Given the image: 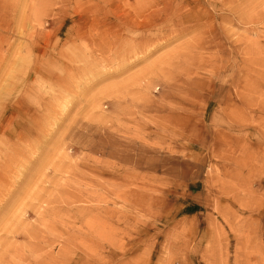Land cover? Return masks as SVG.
Instances as JSON below:
<instances>
[{
    "label": "rangeland",
    "instance_id": "374dc122",
    "mask_svg": "<svg viewBox=\"0 0 264 264\" xmlns=\"http://www.w3.org/2000/svg\"><path fill=\"white\" fill-rule=\"evenodd\" d=\"M0 264H264V0H0Z\"/></svg>",
    "mask_w": 264,
    "mask_h": 264
},
{
    "label": "bare ground",
    "instance_id": "6f19581e",
    "mask_svg": "<svg viewBox=\"0 0 264 264\" xmlns=\"http://www.w3.org/2000/svg\"><path fill=\"white\" fill-rule=\"evenodd\" d=\"M198 42V41H197Z\"/></svg>",
    "mask_w": 264,
    "mask_h": 264
}]
</instances>
